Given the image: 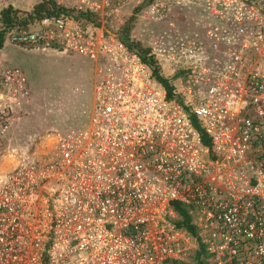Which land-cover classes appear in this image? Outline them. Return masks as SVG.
<instances>
[{"label": "built area", "instance_id": "2783aa9c", "mask_svg": "<svg viewBox=\"0 0 264 264\" xmlns=\"http://www.w3.org/2000/svg\"><path fill=\"white\" fill-rule=\"evenodd\" d=\"M205 9L202 37L176 43L189 65L180 101L139 52L80 20L5 32L92 62L93 96L86 127L47 131L1 169L0 264H188L198 242L204 264H264V0ZM30 99L24 72L0 59V141Z\"/></svg>", "mask_w": 264, "mask_h": 264}, {"label": "rangeland", "instance_id": "374dc122", "mask_svg": "<svg viewBox=\"0 0 264 264\" xmlns=\"http://www.w3.org/2000/svg\"><path fill=\"white\" fill-rule=\"evenodd\" d=\"M40 0H0V11L12 7L26 17ZM54 0L77 17L88 29L100 28L105 35L121 40L126 33L127 44L146 59H152L161 77L176 90L189 82V65L178 57L176 43L182 39L202 37L206 0ZM67 15V16H68ZM26 21L24 29H33ZM0 59L7 67L21 69L28 81L30 103L17 130L0 141V171L9 162L14 150L50 130L86 127L92 111L93 64L73 55L61 54L48 47H24L5 39ZM157 90L161 89L155 84ZM197 264L189 258L188 264Z\"/></svg>", "mask_w": 264, "mask_h": 264}, {"label": "trees", "instance_id": "16d2710c", "mask_svg": "<svg viewBox=\"0 0 264 264\" xmlns=\"http://www.w3.org/2000/svg\"><path fill=\"white\" fill-rule=\"evenodd\" d=\"M152 1V0H150ZM59 16V15H68V11L61 6L57 5L54 0H40L38 3H36L30 14H28L26 17L22 18L23 23L20 21L21 17L19 16V11L13 9L12 7H6L0 11V22L2 23V28L0 29V49H2L4 42H5V32L10 31L15 27L16 24L20 23V25H25L26 21L34 22L38 21L44 16ZM69 16V15H68ZM88 14L85 13H78L75 15V17H72L76 20L77 17L80 18H88ZM71 17V16H70ZM121 41L126 44L128 47H130L129 44H127V35L126 33L121 34ZM131 48V47H130ZM142 59L144 61H149L150 65H152L153 68V74L156 79V81L162 86L163 90L165 91L166 97L169 100H178L181 99L178 96H175L174 94V88L169 84L168 80L161 77L158 73L157 67L154 65L152 59H146L144 56H142ZM192 123L195 128H197L201 132V138L202 143L205 147H210V142L207 136H205L201 129L199 128V125L197 121L192 117ZM172 208L175 212L178 213V216L180 218V221L178 222V226L185 228L187 231L191 232L193 235H197L196 231L193 226L190 225V218L188 215L187 210L177 204H173ZM195 259L197 264H204L205 259V250L203 246L198 242V249L196 251Z\"/></svg>", "mask_w": 264, "mask_h": 264}]
</instances>
